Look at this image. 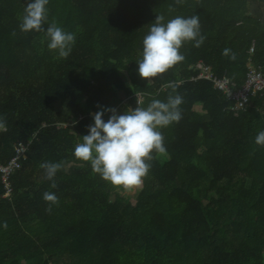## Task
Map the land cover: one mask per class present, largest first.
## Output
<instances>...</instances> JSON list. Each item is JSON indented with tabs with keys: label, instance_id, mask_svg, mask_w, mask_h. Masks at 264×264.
<instances>
[{
	"label": "trees",
	"instance_id": "obj_1",
	"mask_svg": "<svg viewBox=\"0 0 264 264\" xmlns=\"http://www.w3.org/2000/svg\"><path fill=\"white\" fill-rule=\"evenodd\" d=\"M27 2L0 0V163L30 143L10 200L0 175V264H264V146L254 142L264 99L235 115L210 82L191 81L198 63L236 89L250 59L264 74V16L251 9L264 0H50L49 21L76 36L66 59L48 50L45 33L20 30ZM159 14L198 15L204 41L183 44L184 61L147 81L136 62ZM136 94L141 105L127 106ZM177 94L182 118L159 129L166 152H153L133 201L74 157L101 108ZM45 162L61 164L55 188ZM45 192L58 197L50 210Z\"/></svg>",
	"mask_w": 264,
	"mask_h": 264
},
{
	"label": "clouds",
	"instance_id": "obj_2",
	"mask_svg": "<svg viewBox=\"0 0 264 264\" xmlns=\"http://www.w3.org/2000/svg\"><path fill=\"white\" fill-rule=\"evenodd\" d=\"M49 2L28 0L19 28L25 33H45L48 50L66 59L72 52L76 36L55 21H49ZM200 29L198 15H177L171 19H166L163 14L156 15L142 40L141 58L136 62L138 76L149 81L184 61L180 49L187 42L200 47L204 41ZM224 55L228 56L229 50L225 49ZM231 59L234 60L235 55ZM181 83L170 82L168 86L175 90ZM182 103L183 98L177 94L169 96L166 102L153 99L147 107L129 108L123 112L101 108L93 115L88 134L82 136L73 155L77 160L90 164L92 171L112 186L125 190L139 187L151 168L153 152H166L159 129L181 120ZM106 114L109 115L105 120ZM7 130L3 117H0V132ZM254 142L257 146H264V130L256 135ZM41 167L45 170V179L52 181L51 187L55 188L54 178L61 164L45 162ZM43 199L49 203V210L59 202L54 192H45Z\"/></svg>",
	"mask_w": 264,
	"mask_h": 264
},
{
	"label": "built area",
	"instance_id": "obj_3",
	"mask_svg": "<svg viewBox=\"0 0 264 264\" xmlns=\"http://www.w3.org/2000/svg\"><path fill=\"white\" fill-rule=\"evenodd\" d=\"M249 54L253 56L254 45L249 50ZM198 74L196 77L192 78L191 81L205 80L213 85V88L221 92L228 101L232 102L231 111L238 115L244 112L251 103V98L256 95H261L264 99V74L261 67L256 66L252 59L249 60L248 71L246 74V80L240 88H235V84L224 74L219 77L216 76L212 70L204 65L203 63H198L195 67ZM136 104L141 105L143 100L142 94H136ZM30 143H20L15 146V152L12 159L7 164L0 163V175L2 180V185L4 189V194L2 198L10 200L13 194L12 188V176L16 170L20 167V161L26 159V152L28 150Z\"/></svg>",
	"mask_w": 264,
	"mask_h": 264
},
{
	"label": "rangeland",
	"instance_id": "obj_4",
	"mask_svg": "<svg viewBox=\"0 0 264 264\" xmlns=\"http://www.w3.org/2000/svg\"><path fill=\"white\" fill-rule=\"evenodd\" d=\"M255 6H256V10L258 11V15L263 17L264 16V10L262 8L261 5H259L258 3H254ZM251 9H254V8H251ZM256 10H254L256 12ZM120 76L122 77L123 81L125 82V84H127V86H129V81H128V78H127V75H126V72H123V71H120L119 72ZM134 98V97H133ZM131 98V100H126L125 101V104L127 106H133V105H136V100ZM137 106V105H136ZM198 110L200 111V109L198 108ZM140 186L139 187H136V188H132V189H128V190H125L123 188L120 189L119 193L123 196V197H126V198H129L131 201H133L138 193H139V190H140Z\"/></svg>",
	"mask_w": 264,
	"mask_h": 264
},
{
	"label": "crops",
	"instance_id": "obj_5",
	"mask_svg": "<svg viewBox=\"0 0 264 264\" xmlns=\"http://www.w3.org/2000/svg\"><path fill=\"white\" fill-rule=\"evenodd\" d=\"M252 8H254V9H252V12H253V13H258V11L256 10V6H255L254 3H252ZM254 10H256V12H255Z\"/></svg>",
	"mask_w": 264,
	"mask_h": 264
}]
</instances>
